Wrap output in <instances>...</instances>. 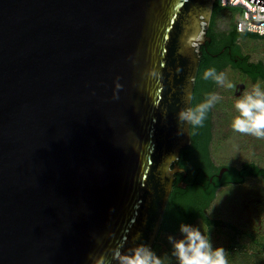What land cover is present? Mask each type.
Returning <instances> with one entry per match:
<instances>
[{
	"label": "water",
	"instance_id": "95a60500",
	"mask_svg": "<svg viewBox=\"0 0 264 264\" xmlns=\"http://www.w3.org/2000/svg\"><path fill=\"white\" fill-rule=\"evenodd\" d=\"M216 1L0 0V264L153 250Z\"/></svg>",
	"mask_w": 264,
	"mask_h": 264
},
{
	"label": "trees",
	"instance_id": "16d2710c",
	"mask_svg": "<svg viewBox=\"0 0 264 264\" xmlns=\"http://www.w3.org/2000/svg\"><path fill=\"white\" fill-rule=\"evenodd\" d=\"M227 12L234 17V23L231 34L222 36L216 30L215 24L220 14ZM235 13V8L223 7L218 0L216 1L208 30V35L212 40L201 46L203 53L194 95L195 93L196 95L203 94L204 91L208 92L214 84L213 81L202 78L203 72L210 67H214L220 72L224 67L231 65L252 80L264 81V62L253 61L249 54L243 52L240 45V41L243 40H263L264 35L238 32L235 27ZM229 51L232 54H229ZM196 100L197 98L194 97L193 107L197 105ZM210 128L209 112L202 127H191L192 142L182 149L178 161L181 167L187 169L188 174L186 177L183 173L178 175L179 181L176 189L172 192L160 233L176 234L180 231L181 224L192 225L197 220H202L209 229L224 227L219 220L209 218L206 212L216 198L218 189L229 184H243L250 177L264 179V166L254 161H244L239 166L227 165L229 170L224 173L223 179L219 180L223 165L216 168L211 160ZM215 172H219V174ZM213 176H215L214 180ZM181 180L188 181L189 186L181 187L179 185ZM231 231L230 238L233 240V244L228 247L227 251L229 264H264V239L261 235L255 231L239 229L236 226H233ZM241 237L248 239L253 247L252 251L248 252L246 244L238 241ZM153 251L158 257L167 260L168 264H175L170 242L161 243L158 238Z\"/></svg>",
	"mask_w": 264,
	"mask_h": 264
},
{
	"label": "rangeland",
	"instance_id": "374dc122",
	"mask_svg": "<svg viewBox=\"0 0 264 264\" xmlns=\"http://www.w3.org/2000/svg\"><path fill=\"white\" fill-rule=\"evenodd\" d=\"M233 23L234 17L231 13H222L217 18L215 28L217 31H223L232 27ZM240 45L243 52L249 54L253 61L264 62V39L243 40L240 41ZM223 73L235 85L236 90L244 89L240 94H237L235 88L232 92V89L217 86L216 93L222 99L213 107L216 117L215 135L210 145L211 160L217 166H239L244 161H254L264 166V140L230 131L231 119L236 115L234 99L250 91L257 83L264 89V81L253 82L231 68H227ZM206 212L209 218L219 219L224 227L209 229L202 220H197L191 226L199 228L205 235H208L213 247H223L228 251V247L233 244V240L230 238L232 231L225 224H232L243 230L255 231L264 239V179L250 177L243 184H229L219 188L216 198ZM169 236L177 239L182 238L180 231L176 234L162 232L158 238L161 243H164L165 241L169 242ZM238 241L246 244L248 252L253 250L248 239L241 237ZM164 264H168L167 260H164Z\"/></svg>",
	"mask_w": 264,
	"mask_h": 264
},
{
	"label": "clouds",
	"instance_id": "9594fccd",
	"mask_svg": "<svg viewBox=\"0 0 264 264\" xmlns=\"http://www.w3.org/2000/svg\"><path fill=\"white\" fill-rule=\"evenodd\" d=\"M204 80H211L220 87L233 89L235 85L227 79L223 72L210 67L203 72ZM191 81V77H189ZM116 89L121 85L116 84ZM185 99L190 100L189 89L185 87ZM114 98H118L114 94ZM222 99L215 93H206L205 99L195 107H186L178 111V134H182L179 125L187 124L197 128L204 125L208 112ZM236 115L231 122L234 132L252 136L264 140V89L259 83L253 85L250 91L243 93L235 100ZM168 160H166L167 162ZM182 238L169 236L172 245V256L176 264H229L228 253L223 247H213L208 235L199 228L188 225H180ZM113 235V234H109ZM139 234L133 237V241L139 240ZM123 241H115V246H109L99 254L90 253L89 260L92 264H164V259L158 257L145 243L135 244L126 251Z\"/></svg>",
	"mask_w": 264,
	"mask_h": 264
},
{
	"label": "built area",
	"instance_id": "2783aa9c",
	"mask_svg": "<svg viewBox=\"0 0 264 264\" xmlns=\"http://www.w3.org/2000/svg\"><path fill=\"white\" fill-rule=\"evenodd\" d=\"M227 8H235V27L241 33L264 35V5L252 0H218Z\"/></svg>",
	"mask_w": 264,
	"mask_h": 264
},
{
	"label": "flooded vegetation",
	"instance_id": "af4514ba",
	"mask_svg": "<svg viewBox=\"0 0 264 264\" xmlns=\"http://www.w3.org/2000/svg\"><path fill=\"white\" fill-rule=\"evenodd\" d=\"M220 34H222V36H226V35H230L231 34V32H232V27L230 26L228 29H226V30H221V31H218ZM212 40V39H211ZM225 52V51H224ZM229 54H232L230 51H229ZM227 68H231V69H233V70H236V71H238L239 72V74H241L242 76H244V77H246V78H248V79H250V80H252L250 77H248L247 75H245V74H243L240 70H238V69H235V68H233L231 65H229V66H226V67H224L220 72H223L224 70H226ZM253 82H257V81H259V80H252ZM217 84H213L212 86H211V88L209 89V91L208 92H206V91H204V92H202L203 94H197L196 95V93H195V95H194V97H195V99L197 98V100H196V104H199L200 102H202L204 99H205V94L206 93H211V92H215L216 93V89H217ZM235 88V93H237V94H240L241 93V91H243V89L244 88H242V90H236V87H234ZM234 88L232 89V92H234ZM197 96V97H196ZM232 99H234V98H232ZM234 100H236V99H234ZM233 100V101H234ZM209 113H210V125H211V128H210V131H211V143H212V140L214 139V126H215V115H214V113H213V108L209 111ZM234 117V116H233ZM233 119V118H232ZM232 119H231V122H232ZM230 126H231V124H230ZM230 131L231 132H233V130H232V128H230ZM211 143H210V145H211ZM180 160V159H179ZM216 166V168L217 167H219V166H217V165H215ZM224 167V166H223ZM227 167H229V166H227ZM184 168V167H183ZM186 169V168H185ZM186 171H187V169H186ZM215 173H217V174H219V172H215ZM179 174H182V173H177L176 174V182H175V185H174V189H176V185H177V183H178V181H179V179H178V175ZM187 174H188V172H187ZM187 174L186 175H184V177H186L187 176ZM223 176H224V174L222 175V177H218V179L219 180H222L223 179ZM214 177L215 176H213V180H214ZM184 183L186 184V187L185 188H187L188 186H189V183H188V181H186V180H184ZM223 187V186H222ZM212 219V218H211ZM214 220H219V219H217V218H214ZM220 221V220H219ZM225 225H228V228L229 229H231L232 230V227L234 226V225H232V224H225Z\"/></svg>",
	"mask_w": 264,
	"mask_h": 264
}]
</instances>
